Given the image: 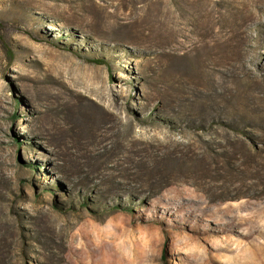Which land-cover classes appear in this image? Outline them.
<instances>
[{"label": "rangeland", "instance_id": "obj_1", "mask_svg": "<svg viewBox=\"0 0 264 264\" xmlns=\"http://www.w3.org/2000/svg\"><path fill=\"white\" fill-rule=\"evenodd\" d=\"M0 264H264V0H0Z\"/></svg>", "mask_w": 264, "mask_h": 264}, {"label": "bare ground", "instance_id": "obj_2", "mask_svg": "<svg viewBox=\"0 0 264 264\" xmlns=\"http://www.w3.org/2000/svg\"><path fill=\"white\" fill-rule=\"evenodd\" d=\"M55 29V28H54Z\"/></svg>", "mask_w": 264, "mask_h": 264}]
</instances>
